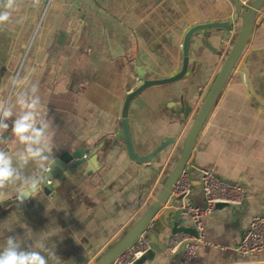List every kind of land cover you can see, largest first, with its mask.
<instances>
[{"label":"crops","instance_id":"crops-1","mask_svg":"<svg viewBox=\"0 0 264 264\" xmlns=\"http://www.w3.org/2000/svg\"><path fill=\"white\" fill-rule=\"evenodd\" d=\"M234 12L232 0H42L39 6L21 0L12 25L0 30V87L7 86L9 75L21 65L24 71L34 67L54 122V158L86 149L87 160L60 169L51 189L45 186L22 204L9 191L10 198L0 202V244L15 236L26 248L33 243L27 236L32 232L34 241L46 240L61 264H95L162 189L240 30V19L232 20ZM227 19L232 20L230 27L193 36L182 79L150 86L131 101L129 124L138 154L174 138L150 161H135L117 134L126 95L137 86L139 71L148 78L175 74L183 64L186 30ZM243 66L264 98V8L186 166L193 186L186 201L205 203L201 169L209 168L243 183L244 203L216 207L204 216L193 256L168 261L176 254L174 246L142 264H264V250L242 254L237 249L252 217L264 214V106L250 93ZM183 101L190 107L188 114L173 105ZM173 219L160 231V242L166 241ZM181 220L194 225L187 214Z\"/></svg>","mask_w":264,"mask_h":264},{"label":"water","instance_id":"water-1","mask_svg":"<svg viewBox=\"0 0 264 264\" xmlns=\"http://www.w3.org/2000/svg\"><path fill=\"white\" fill-rule=\"evenodd\" d=\"M232 1L235 5V12L232 20L240 19V30L234 42L232 43L229 52L224 59L208 93L206 94L203 102L200 105V108L198 109L194 119L190 124L185 136L182 151L176 163L168 173L162 189L148 205L138 220L100 256L95 264H109L119 254L132 246L139 239L140 235L146 230L147 236L149 238V249L139 256L133 262V264H142L146 259H153L156 252H163L168 248H172L174 245H176L177 241H179V243L177 245L176 254L169 256L168 261L175 256L178 258H183L185 256L187 244L194 243L199 237L200 231L198 228L192 224L182 223L181 216L184 213L180 209L179 204L183 200L184 195L173 194V187L180 174L186 168L192 155L197 137L212 109L214 108L226 82L230 78L237 63L244 54L255 26L258 12L264 8V0H249V3L246 5L243 4L241 0ZM232 20L227 19L221 21L200 22L188 28V30L185 32L183 40V64L181 69L175 74L162 78H148L145 77V72L139 71L140 80L137 83V86L126 95L122 109V128L117 134V137H123L125 139L128 154L132 159L140 163L148 162L174 141L173 137H168L159 146L147 154H138L136 152L129 124V110L133 98L150 86L168 84L182 79L188 72L190 46L193 36L197 32L207 29L228 28L232 25ZM203 43L210 49L216 50L208 38H204ZM243 70L250 93L264 106V98L254 90L247 66H243ZM173 105H176L179 112L182 111L185 114H188L190 111V107L186 101H183V103L177 102ZM95 152L96 150L91 151L90 155L95 154ZM86 153V149H79L73 153H65L56 158L55 165L51 172L53 184L57 183L58 181L56 177L60 169H63L66 166H69V168L77 167L87 160ZM51 188L52 185L46 186L47 191ZM229 205L230 204L228 203H217L216 207H224ZM172 216H174V219L170 221V232L165 235L166 241L160 242L159 233L169 226V220ZM182 234H187L191 237H194V239H180Z\"/></svg>","mask_w":264,"mask_h":264},{"label":"clouds","instance_id":"clouds-1","mask_svg":"<svg viewBox=\"0 0 264 264\" xmlns=\"http://www.w3.org/2000/svg\"><path fill=\"white\" fill-rule=\"evenodd\" d=\"M31 2L39 6L42 0ZM20 3L21 0H0V30L12 25L13 13ZM35 72L34 67L24 71L21 65L9 75L7 86L0 87V202L14 191L22 204L37 197L45 186L53 185L54 122ZM27 236L33 243L26 248L15 236H8L0 244V264H61L45 239L34 241L32 232Z\"/></svg>","mask_w":264,"mask_h":264},{"label":"built area","instance_id":"built-area-1","mask_svg":"<svg viewBox=\"0 0 264 264\" xmlns=\"http://www.w3.org/2000/svg\"><path fill=\"white\" fill-rule=\"evenodd\" d=\"M243 4H248L249 0H241ZM202 189L205 195L203 205L186 201L185 198L192 192L193 186L187 168L180 174L173 187V194H183V200L179 207L184 214L192 217L194 225L200 231L201 237L203 229V218L212 213L217 203H228L232 206H240L245 199V185L241 182H232L217 176L211 169H201ZM191 236L182 234L180 239H187ZM194 239V238H189ZM198 239V238H197ZM197 239L194 243L187 244L185 256L191 257L195 253ZM176 242V241H175ZM179 241L176 242L177 246ZM173 246V247H174ZM149 249V238L147 230L142 233L139 239L121 254H119L109 264H133V262ZM175 249V247H174ZM242 254L253 253L264 250V214H256L252 217L250 226L243 233L237 246Z\"/></svg>","mask_w":264,"mask_h":264},{"label":"rangeland","instance_id":"rangeland-1","mask_svg":"<svg viewBox=\"0 0 264 264\" xmlns=\"http://www.w3.org/2000/svg\"><path fill=\"white\" fill-rule=\"evenodd\" d=\"M239 62H240V60H239Z\"/></svg>","mask_w":264,"mask_h":264}]
</instances>
